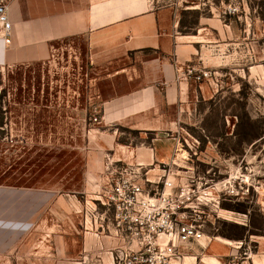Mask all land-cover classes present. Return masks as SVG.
Instances as JSON below:
<instances>
[{
  "label": "rangeland",
  "instance_id": "obj_1",
  "mask_svg": "<svg viewBox=\"0 0 264 264\" xmlns=\"http://www.w3.org/2000/svg\"><path fill=\"white\" fill-rule=\"evenodd\" d=\"M149 1L168 11L172 32L205 41L194 66L215 77L192 80L181 125L161 131L176 138L170 177L214 187L205 226L212 246L239 245L235 264H264V0ZM116 80L91 60L83 36L56 42L47 60L0 67V264H116L122 242L99 201L105 170L85 186L87 135L113 132L101 109L113 83L126 88ZM134 125L116 127L120 149L152 161L155 134L143 139ZM154 173L162 175L159 166ZM206 248L175 260L194 264Z\"/></svg>",
  "mask_w": 264,
  "mask_h": 264
},
{
  "label": "crops",
  "instance_id": "obj_2",
  "mask_svg": "<svg viewBox=\"0 0 264 264\" xmlns=\"http://www.w3.org/2000/svg\"><path fill=\"white\" fill-rule=\"evenodd\" d=\"M146 1L10 0V44L4 41L0 24V67L47 60L56 42L83 36L88 39L91 60L106 68L108 77L124 79L126 88L121 90L113 83L111 96L102 103L101 124L113 132L94 129L87 135L93 150L86 160V189L105 170L108 159L149 166L168 161L176 138L165 137L161 131H175L181 125L193 89L187 68L196 61L203 62L205 57L204 40L194 41L188 39L190 34L172 32L168 11L154 8ZM203 34L196 35L208 36ZM132 124L143 139L146 133L155 134L148 147L152 149V161L151 157H130L120 149L124 144L118 140L116 127ZM214 241L204 239L207 248L204 252L196 251L192 257L194 264H235L240 246L220 243V247H215ZM103 249H96L98 256L105 255L111 261L110 252ZM87 264L102 263L96 260Z\"/></svg>",
  "mask_w": 264,
  "mask_h": 264
},
{
  "label": "built area",
  "instance_id": "obj_3",
  "mask_svg": "<svg viewBox=\"0 0 264 264\" xmlns=\"http://www.w3.org/2000/svg\"><path fill=\"white\" fill-rule=\"evenodd\" d=\"M8 4L0 2V24L2 37L10 44L13 23ZM187 74L197 82L215 78L210 70L194 65ZM157 166L162 171L158 179ZM156 167L108 159L99 201L111 210L115 236L122 242L116 264H171L211 239L205 232L206 207L215 188L196 180L176 183L168 162Z\"/></svg>",
  "mask_w": 264,
  "mask_h": 264
},
{
  "label": "bare ground",
  "instance_id": "obj_4",
  "mask_svg": "<svg viewBox=\"0 0 264 264\" xmlns=\"http://www.w3.org/2000/svg\"><path fill=\"white\" fill-rule=\"evenodd\" d=\"M187 259L189 258V257H186ZM191 263V262H190ZM177 264V263H176Z\"/></svg>",
  "mask_w": 264,
  "mask_h": 264
}]
</instances>
